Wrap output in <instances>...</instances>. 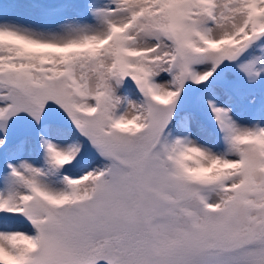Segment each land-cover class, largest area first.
I'll return each instance as SVG.
<instances>
[{"label": "snow or ice", "instance_id": "6c2138e0", "mask_svg": "<svg viewBox=\"0 0 264 264\" xmlns=\"http://www.w3.org/2000/svg\"><path fill=\"white\" fill-rule=\"evenodd\" d=\"M0 264H264V0H0Z\"/></svg>", "mask_w": 264, "mask_h": 264}]
</instances>
